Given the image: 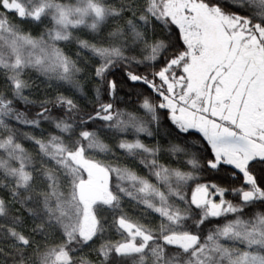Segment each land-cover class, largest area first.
Returning <instances> with one entry per match:
<instances>
[{"label":"snow or ice","instance_id":"snow-or-ice-1","mask_svg":"<svg viewBox=\"0 0 264 264\" xmlns=\"http://www.w3.org/2000/svg\"><path fill=\"white\" fill-rule=\"evenodd\" d=\"M0 264H264V0H0Z\"/></svg>","mask_w":264,"mask_h":264}]
</instances>
